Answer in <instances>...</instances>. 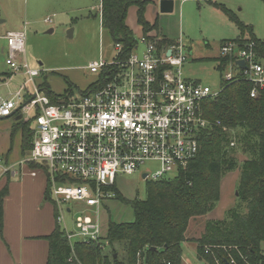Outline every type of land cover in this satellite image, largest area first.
<instances>
[{
	"label": "built area",
	"instance_id": "1",
	"mask_svg": "<svg viewBox=\"0 0 264 264\" xmlns=\"http://www.w3.org/2000/svg\"><path fill=\"white\" fill-rule=\"evenodd\" d=\"M155 35L140 34L128 56L116 44L112 59L100 58L87 65L96 82L77 96L69 91L53 102L35 85L40 71L19 61L25 53V32L4 35L6 65L27 79L8 98L0 95V119L20 108V114L32 123L31 148L19 165L45 168L52 200L77 209L74 231L62 229L70 246L81 241L107 247L100 211L114 197L109 188L118 176H131L146 162H158V171L141 173L145 182L157 181L169 177L170 170L176 175L195 159L199 136L210 126L202 105L220 94L222 83L249 84L253 99L264 90V63L254 42L220 44L216 69L221 84L214 90L183 76L188 54L182 41L158 48ZM229 146L235 147V142ZM12 169L0 159V178Z\"/></svg>",
	"mask_w": 264,
	"mask_h": 264
},
{
	"label": "trees",
	"instance_id": "2",
	"mask_svg": "<svg viewBox=\"0 0 264 264\" xmlns=\"http://www.w3.org/2000/svg\"><path fill=\"white\" fill-rule=\"evenodd\" d=\"M260 1L264 5V0ZM212 4L239 31L235 40L254 42L258 58L264 60V42L254 36L252 29L224 5ZM147 5V0H101V26L108 32L113 45L122 47L123 56H128L136 45L134 32L125 23L130 7H136V23L142 29L139 35L157 30V21L152 25L145 21ZM153 38L158 48L173 43L158 34ZM221 89L216 98L202 105L210 126L201 132L199 152L185 169L174 176L146 181L143 200H126L116 183L109 188L114 194L112 199L131 207L133 221L115 223L109 220L107 247L102 243L81 241L70 246L51 203L54 228L41 238L48 244L45 264H181L180 245L183 242H192L198 259L206 264H264V90L253 99L249 97L251 87L246 83H222ZM41 90L52 102L58 97L45 83ZM14 126L20 128L24 156L31 148L34 130L31 122L30 130L28 126ZM232 141L236 143L234 148L229 146ZM237 151L250 155L240 163L235 194L245 211L229 209L223 220L206 221L199 237L189 239V223L203 219L219 202L221 180L224 174L236 168L233 155ZM27 166L33 170L42 167L34 163ZM41 170L46 175L45 168ZM49 193L45 189V201L50 200ZM6 194L4 187L0 191V228L2 199Z\"/></svg>",
	"mask_w": 264,
	"mask_h": 264
},
{
	"label": "rangeland",
	"instance_id": "3",
	"mask_svg": "<svg viewBox=\"0 0 264 264\" xmlns=\"http://www.w3.org/2000/svg\"><path fill=\"white\" fill-rule=\"evenodd\" d=\"M215 1L222 3L241 23L252 29L254 36L264 42V5L260 0ZM99 2L100 0H65L56 13L43 16L41 24L37 27L38 32L31 35L28 44L25 45L30 55L26 60L29 68H37L40 71V75L34 78L35 85L39 89L46 80L56 95L63 96L70 91L77 96L78 91H86L97 80V76L87 69V65L97 61L100 57L110 60L115 56L114 45L108 32L100 27ZM175 11L172 14L158 15L159 19L156 23L158 31L168 41L173 43L178 40L182 41L186 51L190 48L191 56H188V61L182 68L186 79L214 90L218 89L220 76L215 69L214 57L219 56L220 41L234 40L239 31L219 9L207 2L196 4L194 1L187 0L182 2L180 14ZM126 22L137 38L139 32H137L138 27L133 9L128 10ZM150 34H157V31ZM261 61L264 63V60ZM39 63L42 66H39ZM10 73L12 79L0 81V92L5 95L14 93L27 79L23 73H12L11 71ZM27 87L31 91L32 84H28ZM33 114L34 112L30 111L28 115L32 117ZM18 124L28 126L29 130L32 126V123L30 126V121L21 114H19ZM1 143L0 141V148ZM248 156H250L248 153L237 151L233 155L237 162L236 168L224 174L221 180L222 193L214 208L221 220L225 218L224 215L228 209L245 211L235 194L240 163L248 159ZM158 170V162H146L135 174L118 176L116 187L120 195L129 201L134 198L143 200L146 182L142 179L141 173L153 174ZM170 171V176H173L174 171ZM12 183L19 184L20 177H10L8 185ZM23 188V184H19L17 188H11L8 201V228L10 224V230H14V224L20 220L23 221V227L27 229L39 228V222L44 223L45 218L48 221L50 216V210L48 212L45 206L51 207L53 213L54 205L57 217H60V222H58L60 228H66L70 232L74 231L77 209L73 207V204L57 205L49 193L50 200L43 201L34 209V195L30 190ZM109 220L115 223L132 222L131 207L120 200H106L100 211V221L104 232H106ZM204 223L203 219L192 220L189 223L187 237L189 239L198 238L203 231ZM180 248L181 264H206L198 259L196 246L192 242H183ZM119 253L121 254L120 249Z\"/></svg>",
	"mask_w": 264,
	"mask_h": 264
},
{
	"label": "crops",
	"instance_id": "4",
	"mask_svg": "<svg viewBox=\"0 0 264 264\" xmlns=\"http://www.w3.org/2000/svg\"><path fill=\"white\" fill-rule=\"evenodd\" d=\"M64 1L65 0H0V75H1L0 81H4L6 79H12L10 78L11 77L10 69L5 63L6 55H7V47H6V42L4 40V35L9 31L23 30L25 32V45H27L30 36L38 32L37 27L39 24H41L43 16L49 15L51 13H56V10L62 7ZM147 1H148V5L145 8L144 18L146 22L152 25L155 21L159 19L158 15H166V14H161L159 12L158 0H147ZM184 1L187 0H174L173 11L169 14H172L175 11V9H176L175 12L177 14H180V7L182 5V2ZM190 1H194L196 2V4H200V2H207L209 4L216 3L223 5L222 3H218L215 0H211V1L190 0ZM100 3L101 0L99 2V8H98L99 19H100ZM129 9H133L134 15L136 17V7H130ZM125 23L132 30V28L128 25L126 20ZM100 27L102 28L101 19H100ZM137 27H138L137 32L139 33L142 32L141 26L137 25ZM156 31L158 35L162 36L161 33L158 31V29ZM49 32H51V30H49ZM238 36H239V32H238ZM237 37L235 39H237ZM223 41H228V40H221L220 42ZM187 52H188V56H191L190 48H187ZM29 57L30 55H28L25 46V53L22 57H20L19 61L25 62L28 65L26 60ZM100 58L104 59L103 57ZM218 58H219L218 55L214 57L215 69H216V61L218 60ZM39 66H42V64L39 63ZM31 69H37V68H31ZM23 76L25 75L23 74ZM44 83L49 86L46 80L43 82V84ZM26 91L28 94L31 93L28 87ZM51 92L55 96H59L56 95L52 90ZM0 95L4 98H8L10 96L9 94L5 95L4 93L1 92ZM19 114L20 112L18 111L13 113L8 118L0 119V125H1L0 141L2 142L0 148V159L3 161L5 165L11 166L13 168L12 171L9 174H7L8 175L7 177H5L6 176L5 175L0 178V191L3 190L4 187L7 188V194L2 199L3 216H2V225L0 228V264H45L47 258V252H48V244L47 241L41 238L49 235L54 228V218L51 207H49L48 205L45 206L46 207L45 209H47L48 212L50 210L51 217L49 216L48 221L45 218L44 223L39 222V228L37 229L34 228L27 229L23 227L24 224L22 220L14 224L13 227L14 230H10V224L8 228V223H9L8 201L10 198L11 188H17L19 187V184L21 185L23 184L24 190H30L34 195L33 197L34 198L33 205L35 207L34 209L37 208V205L45 201L44 199L45 189H48L49 191V184L47 183L46 175L42 172V170L40 169L33 170L30 169L27 165L24 166L19 165V162L27 154L26 153L24 156L22 155L21 131L20 128L14 126L18 124ZM31 172H34L35 175L32 176ZM18 176L20 177L19 184L12 183L8 185V181L10 177L14 178ZM19 190L21 191V187ZM221 193H222V188H221ZM218 215H219L218 212L213 210L203 218V221L205 222L208 220L219 221L221 219L218 217Z\"/></svg>",
	"mask_w": 264,
	"mask_h": 264
},
{
	"label": "water",
	"instance_id": "5",
	"mask_svg": "<svg viewBox=\"0 0 264 264\" xmlns=\"http://www.w3.org/2000/svg\"><path fill=\"white\" fill-rule=\"evenodd\" d=\"M173 3H174V0H158L159 12L161 14H169V13H171L173 11ZM167 54H169V52H167ZM238 65L241 68H244L245 67L244 66V63L242 61H239L238 62ZM19 109L20 108H18L15 112H18ZM141 177H142V179H144L145 178V175H142ZM224 264H229V263L225 262Z\"/></svg>",
	"mask_w": 264,
	"mask_h": 264
}]
</instances>
